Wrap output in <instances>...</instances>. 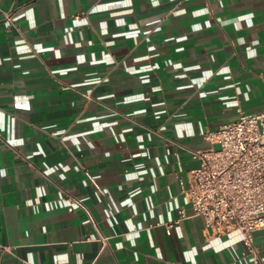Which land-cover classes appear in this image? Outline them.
I'll return each mask as SVG.
<instances>
[{"label":"crops","instance_id":"0c3cea01","mask_svg":"<svg viewBox=\"0 0 264 264\" xmlns=\"http://www.w3.org/2000/svg\"><path fill=\"white\" fill-rule=\"evenodd\" d=\"M262 112L264 0H0V264H252L181 191Z\"/></svg>","mask_w":264,"mask_h":264},{"label":"built area","instance_id":"2783aa9c","mask_svg":"<svg viewBox=\"0 0 264 264\" xmlns=\"http://www.w3.org/2000/svg\"><path fill=\"white\" fill-rule=\"evenodd\" d=\"M205 141L209 148L190 151L199 166L181 192L211 236L239 232L241 258L262 264L254 233L264 230V112L243 113L208 132ZM175 224L166 225L168 235Z\"/></svg>","mask_w":264,"mask_h":264}]
</instances>
